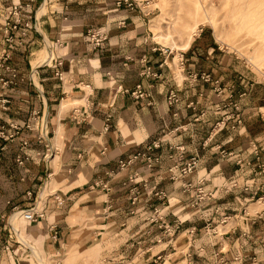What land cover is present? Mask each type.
Segmentation results:
<instances>
[{"label": "crops", "instance_id": "obj_1", "mask_svg": "<svg viewBox=\"0 0 264 264\" xmlns=\"http://www.w3.org/2000/svg\"><path fill=\"white\" fill-rule=\"evenodd\" d=\"M19 1L26 3L21 11V22L7 31L6 12L12 3ZM50 1L45 9L47 0H0V53L4 47L8 48L20 74L30 75V66L32 72V79L27 76L18 85L0 90V95L10 97L9 108L0 110V123L29 119L30 110L37 108L42 117L46 114L51 142L47 147L46 135L43 136L45 142H39L37 130L27 131L32 141L24 149L29 155L23 165L16 163L18 145L15 142L4 144L7 148L1 151L5 165L11 167L12 162L16 171L22 173L24 186L15 195H0V264H38L33 251L51 264H151L159 254L165 256L160 264H181L185 260L189 264L184 249L192 244V236L188 235L190 240L188 237V240H173L176 250L169 240L159 243L149 238L147 230L151 223L144 220V215L152 204L144 200L151 197V192L150 195L143 192L135 212L130 213V186L124 182L136 167L134 164L141 161L136 160L126 169H120L119 162L141 149L155 135L159 125L151 111L158 114L155 105L128 97L120 89L116 90V85H134L138 81L146 85L142 72L152 67L163 71L154 89L158 85L168 88L172 85L173 64L177 76L183 73L184 79L191 69L199 71L200 66L206 64L217 66L213 56L209 58L200 50L199 41L207 35L205 27H200V32L190 41L188 33L185 46L163 43L155 49L151 44L155 40L148 41L154 32L147 24L151 25L154 19L157 24L164 12L159 13L160 17H150L151 0H138L133 8L119 7L116 0ZM92 9L95 12L91 13ZM10 17L13 19L14 15ZM107 19L109 22L103 27L108 38L98 48L90 45L87 26L103 25ZM121 21H125L124 24ZM10 34L13 39L7 41ZM42 42H46L45 53L32 64L29 56L42 50ZM49 48L51 55L47 59ZM35 61L39 62L38 68ZM44 62L46 65H40ZM58 69L63 71L62 78L56 74ZM129 73L134 76L128 80L126 74ZM153 97L156 102L160 99L157 92H153ZM168 109L163 112L171 113L172 108ZM106 114L111 116L107 129L104 128ZM39 121V118L35 121L36 127ZM1 143L4 140L0 139V146ZM156 170L153 168L145 174L153 186L161 179ZM97 180L111 188L93 186ZM37 185L40 191L36 199L44 217L35 221L24 219L23 228L19 218L14 222L16 214L10 217L21 233L20 240L28 244L23 246L18 244L11 225L4 224L3 220L10 204L19 200L16 195L23 198L31 188L37 191ZM183 210L177 202L169 209L175 215ZM184 222L185 226L193 223L187 218ZM222 238L226 240L224 235ZM209 254L210 261L213 254Z\"/></svg>", "mask_w": 264, "mask_h": 264}, {"label": "rangeland", "instance_id": "obj_2", "mask_svg": "<svg viewBox=\"0 0 264 264\" xmlns=\"http://www.w3.org/2000/svg\"><path fill=\"white\" fill-rule=\"evenodd\" d=\"M50 3L52 1L47 0L45 9ZM9 9L6 12L9 16H6L11 19ZM149 9L153 10L150 17H160L164 12L157 24L155 19L151 25L147 24L154 32L148 41L155 40L151 42L155 49L163 43L173 47L181 43L185 46L188 33L196 26L200 32L203 26L207 35L199 41L200 50L209 58L213 56L218 64L200 66L202 69L199 71L191 69L185 79L183 73L177 76L173 64L172 85L169 86L176 92L177 100L173 101L169 96V87L158 85L154 89L163 72L156 68L143 70L146 85L141 81L134 85L116 83V90L128 89L124 92L128 97L155 105L158 114L151 111L159 125L155 135L141 149L122 159L125 164L119 162V168L126 169L136 160L141 161L134 164L136 167L124 182L130 186V213L135 212L141 194L146 191L150 195L151 192V197L144 200L152 204L144 215V220L151 223L147 230L151 241L163 243L169 240L170 246L176 250L173 240H190L188 235L192 236V244L183 248L189 264H264V188H258L259 185L264 186V106L261 107L264 104V0H151ZM207 16L211 19L206 20ZM108 22L107 19L103 25L89 24L87 42L88 27L93 24L106 26ZM40 45L42 50L29 56L32 64L45 53V43ZM177 55L178 52L176 62ZM0 63H3L0 67V90L18 85L27 76L32 79L31 66L30 75H21L19 67L12 61V54ZM6 64L15 67L16 76ZM56 74L63 77L60 69ZM131 76L134 75L126 74L128 80ZM140 82L148 89L143 96H136L132 90ZM153 92L159 94L158 102ZM6 98L8 100L3 103ZM9 102L10 97L1 94L0 110L6 111ZM135 104L143 106L140 102ZM168 108L172 111L166 114ZM38 118L40 121L36 127ZM45 124L46 114L42 117L37 108L30 110L29 119L0 123V130L5 136H0L4 140L0 146V195H15L24 186L23 175L16 171L14 163L11 162V167H8L3 161L1 151L7 148L4 144L15 142L18 145L16 163L23 165L29 155L24 149L32 141L27 131L37 130L39 142H45L43 136L47 133V147L51 146L49 128L45 130ZM153 168L161 176L159 181L154 182L156 186L151 185L145 175ZM97 185L107 190L111 188L99 180L93 186ZM35 188L37 191L31 188V192L23 198L16 195L19 200L10 204L3 220L4 224L11 225L14 237L23 246L28 244L20 240L10 217L20 209L36 204L38 210L42 209L39 199H36L39 185ZM171 191L177 192L170 194ZM23 202L25 204L21 205ZM176 202L184 208L178 215L169 211ZM185 218L193 223L185 226ZM18 221L23 228L24 218L19 217ZM32 253L36 262L41 264L35 251ZM209 253L213 254L210 261ZM164 258L159 254L151 264H160ZM181 264H186V260Z\"/></svg>", "mask_w": 264, "mask_h": 264}, {"label": "built area", "instance_id": "obj_3", "mask_svg": "<svg viewBox=\"0 0 264 264\" xmlns=\"http://www.w3.org/2000/svg\"><path fill=\"white\" fill-rule=\"evenodd\" d=\"M138 3V0H116V5L119 7L125 6V7H130L133 8L136 4ZM26 5V3L19 1V2H15L12 3L9 12L10 14L14 15L13 19H9L8 17H6V27H7V31H9L8 28H15L17 27V25L21 22L22 19V9L23 7ZM123 24L125 21H121ZM88 38H89V42L94 45V47H100L102 42L104 40H106L108 38V33L105 27L103 26H97V25H92L90 27H88ZM12 35H8L7 36V41H12ZM11 56L10 52L7 51V48H5L4 53L2 54L0 60H5V59H9V57ZM3 65V63H0V67ZM7 68L10 69V71H12L13 76H16V69L14 66L10 65V64H6ZM1 70V68H0ZM2 79V78H0ZM11 82V79H9ZM5 82H7V80H5ZM121 90V89H120ZM123 92L127 91L126 90H122ZM132 93H136V96H143L145 94V89L142 86L141 83H138L136 85V87L132 90ZM169 96L171 98V101L173 100H177V96H176V92L174 89H170L169 91ZM8 99H3V103H6ZM106 123L104 125V128L107 129L109 126V120L111 118L110 114L106 115ZM47 135V133H46ZM0 136H3V130H0ZM49 136V135H48ZM120 162H122V164H125V162L123 160H120ZM97 183V181H96ZM19 211L22 212L23 214V218L25 220H31V221H35L39 218H43L44 217V212L42 210H38L37 209V204L32 206V207H26V208H22ZM2 239V236L0 234V241Z\"/></svg>", "mask_w": 264, "mask_h": 264}, {"label": "bare ground", "instance_id": "obj_4", "mask_svg": "<svg viewBox=\"0 0 264 264\" xmlns=\"http://www.w3.org/2000/svg\"><path fill=\"white\" fill-rule=\"evenodd\" d=\"M207 19H211L209 16H207V18H206V20ZM211 22H212V20H211ZM198 29L199 28H197V26L196 27H194L193 28V30L191 31V33L189 34V36H188V41H190L193 37H194V34L196 33V32H198ZM187 41V42H188ZM48 42V41H47ZM46 43V42H45ZM186 45H188V44H186ZM50 48H49V52H48V54H47V56L45 57V58H47V59H49L50 58V55H51V52H50ZM37 64H39V62H37V61H35L34 62V65L35 66H37ZM38 67V66H37ZM36 68V67H35ZM47 129V125L45 124V130ZM14 214H16L15 216H14V222L16 223V221H17V219L19 218V217H22L23 218V214H22V212L21 211H16ZM16 230H17V232H18V235H19V238H22V236H21V233H20V231H19V229H17L16 228ZM37 257H38V259H40V262H41V264H51L50 263V261L48 260V259H44L41 255L39 256V254L37 255Z\"/></svg>", "mask_w": 264, "mask_h": 264}]
</instances>
